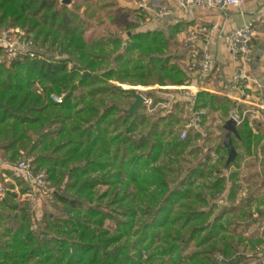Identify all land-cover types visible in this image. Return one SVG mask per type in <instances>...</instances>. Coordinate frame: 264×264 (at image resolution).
<instances>
[{
	"label": "trees",
	"instance_id": "obj_1",
	"mask_svg": "<svg viewBox=\"0 0 264 264\" xmlns=\"http://www.w3.org/2000/svg\"><path fill=\"white\" fill-rule=\"evenodd\" d=\"M120 12L129 13L93 0H0V28L34 32L39 53L50 60H0V156L33 157L53 183L58 211L35 221L9 191L0 202V264H259L258 252L247 248L262 245L264 254V239L249 238L241 248L236 217L225 218L236 209L215 215L211 205L228 181L235 198L238 170L226 177L223 167L207 172L200 163L178 181L172 175L191 142L176 131L185 106L240 114L232 135L239 152L229 163L236 168L264 149L261 125L253 126L236 101L204 90L175 89L177 99L164 97L168 88L148 90L152 106L173 101V108L157 117L142 107L128 112L135 96L115 82L182 85L189 78L163 30L138 31L133 22L124 38H86L93 21L115 24ZM219 147L228 153L227 145ZM213 172L219 175L211 181Z\"/></svg>",
	"mask_w": 264,
	"mask_h": 264
},
{
	"label": "built area",
	"instance_id": "obj_2",
	"mask_svg": "<svg viewBox=\"0 0 264 264\" xmlns=\"http://www.w3.org/2000/svg\"><path fill=\"white\" fill-rule=\"evenodd\" d=\"M181 8L191 5L205 6L209 9L224 10L227 7H241L244 0H173ZM141 8L146 9V4L141 3ZM168 13V7H161L158 11ZM256 20H249L243 25L231 30H220L218 25H199L192 30L187 38L190 46L185 70L189 76V86H185L187 94H196L202 91L216 66V57L211 49L212 44L220 41L230 54L234 68L228 80V96L237 102H250L252 93L249 90V74L247 66L253 60V37L256 34ZM201 42L202 45H196ZM0 60L7 63L17 61H50L38 51L35 39L25 29L19 26L0 28ZM57 102L62 96L53 94ZM146 97V96H145ZM147 104L152 103L146 97ZM162 106H164L162 104ZM193 123L198 125L203 118V111L194 112ZM230 118L236 120L237 125L241 123L240 114L235 111ZM187 132L181 133L185 138ZM23 185L26 186L23 191ZM9 191L17 194V199L27 205V210L32 214L35 221H41L45 213L44 203L51 197L54 187L45 170L37 169L33 157L22 159H6L0 156V201Z\"/></svg>",
	"mask_w": 264,
	"mask_h": 264
},
{
	"label": "rangeland",
	"instance_id": "obj_3",
	"mask_svg": "<svg viewBox=\"0 0 264 264\" xmlns=\"http://www.w3.org/2000/svg\"><path fill=\"white\" fill-rule=\"evenodd\" d=\"M75 2L80 3V0H75ZM93 2L100 3L98 0H93ZM124 15L125 12H120L118 22L115 24H111L109 22L110 18L106 19L105 24H98L97 21H93L92 25L86 31V38L88 40H92L94 38L114 39L116 35H122L123 38L126 37L125 32L128 27H131V25L127 24L126 21H124ZM129 22L133 23L134 21L131 20ZM21 28L28 31L27 28ZM28 32L33 38H35L34 32ZM109 47H111V45H109ZM67 66L69 68L76 67L78 69H85L84 67L77 66L74 64H68ZM115 83L117 85H120L123 89L131 88V86H129L130 84H123L120 82ZM137 87L140 89V91H144L142 89L144 88V86L137 85ZM153 89L160 90L162 88L159 89V86L155 85ZM171 90L172 91L169 94H165L164 97H173L174 99H177L174 97L177 96L175 95L177 94L175 92L176 90L174 88H171ZM184 92L185 94L187 93L186 91ZM183 94H179V98H182ZM172 102L170 104H165V107H167L165 109H162V107L159 106H152L147 103H144L147 106H144L143 104V106L141 107L147 115L157 117L158 115L166 114L168 112V109L171 110L173 108ZM158 105H160V103H158ZM231 113L235 112L231 110L229 114L226 115L221 111H212L206 109L203 110L204 118L201 119V122H199L198 125H195L193 123L195 113L191 110L189 106H185V111L182 114L183 121L176 126V131L177 134L180 135L181 139L186 140L190 137L191 142L190 146L186 148L185 152L181 156H179V161L176 165L175 173L172 176L176 177L178 181L187 175V169L189 167L200 163H203V165H205L207 172H209L210 168L214 166L223 167L226 177L229 176L232 170H238V175L235 179V183L238 184L235 198L233 200L230 198L229 191L232 182L228 181L225 184L224 192L214 199L211 198V205L214 207L215 215L219 214L222 211H226L231 207L236 209L227 212L225 218L232 217L233 220L237 219V223L233 224L232 228L235 226L236 231L242 234L244 239L241 241V248H243L244 245L248 246L249 238L259 237L264 239V149L261 148L257 152V154L246 157L241 162V166L238 168L233 165L229 166V163L234 159L235 155L238 154L239 151H237L234 147L235 150L232 149L230 151L227 149V153L219 146L224 144L222 139V127L224 126L226 121L230 119ZM255 120L257 121L256 118ZM259 124L261 125V123ZM255 126H258V124H256ZM260 127L264 131L263 124ZM184 130L187 132V135L185 138H182L181 133ZM233 134L234 133H232V135ZM0 153L3 154V152ZM224 157H227L226 163L224 162ZM18 158L22 159L26 157L20 156ZM218 175L219 174H216V172H213L212 177L210 178L212 179L211 181H213V179H215ZM202 181H204V179H198V183H202ZM23 188H26V186L23 185ZM104 189H106L105 186H100L98 190L102 192ZM53 195L51 197H48V200L44 203L43 208L45 211L49 210L58 213L57 209L52 206V203L54 202ZM243 212L246 213V216L244 217ZM248 213L250 214L247 215ZM261 246L262 245H258L256 251L248 247L247 253L256 255L258 252V259L253 261L257 262L261 260L259 264H264V254L261 252L262 250H260ZM191 247L192 245L189 249H191Z\"/></svg>",
	"mask_w": 264,
	"mask_h": 264
},
{
	"label": "crops",
	"instance_id": "obj_4",
	"mask_svg": "<svg viewBox=\"0 0 264 264\" xmlns=\"http://www.w3.org/2000/svg\"><path fill=\"white\" fill-rule=\"evenodd\" d=\"M98 1L115 3L117 6L126 9L129 13L127 16H123L125 17L123 18L124 21L130 25L132 22L129 21L132 20L136 22L139 25L138 31L163 30L168 35H171L169 51L177 56L178 62L185 72V64L190 50L187 38L197 26L218 25L220 30H231L243 25L249 20H256L257 29L253 37V60L247 66V72L250 77L248 91L252 93V100L248 103L236 102L242 106L243 116H248L253 126L259 123H261V126L262 124L264 126V0H244L241 7L230 6L224 10L209 9L202 5H191L188 8H181L178 3L173 0ZM141 3L146 4V9L139 7ZM163 6L168 7V13L160 14L158 12ZM126 34L131 35L132 31L129 30ZM196 45H202V43L196 42ZM211 49L216 57V66L202 90L217 93L229 98L227 84L235 66L234 62L220 41H216L212 44ZM187 77L189 78L188 74ZM189 84L190 82L187 80V82L182 85H162L159 82H155L151 85L137 83L130 84L129 86H131V88L135 87L139 91L140 89L137 85L144 86V88H142L144 91L140 92L147 97L145 91L155 90L153 89L155 85L159 86V89L183 88L182 90L186 91L184 88L185 86H189ZM162 104L164 106H162ZM155 106L162 107V109L167 108L165 107V103H160V105L157 104ZM254 131L257 132L255 128ZM262 132L264 131L262 130Z\"/></svg>",
	"mask_w": 264,
	"mask_h": 264
},
{
	"label": "water",
	"instance_id": "obj_5",
	"mask_svg": "<svg viewBox=\"0 0 264 264\" xmlns=\"http://www.w3.org/2000/svg\"><path fill=\"white\" fill-rule=\"evenodd\" d=\"M66 3H69L71 0H63ZM91 71L85 70V74H90ZM131 92L135 96V101L131 104L130 108L128 109V112L130 113H137L138 109L143 106V104L146 102V97L141 93L140 91L137 90V88L132 87L130 88ZM223 128V135L222 139L225 145H227L228 150H232L234 146L232 145V133L237 134V122L235 119L230 118L226 121L224 124Z\"/></svg>",
	"mask_w": 264,
	"mask_h": 264
}]
</instances>
